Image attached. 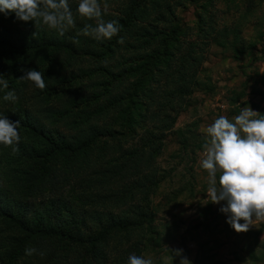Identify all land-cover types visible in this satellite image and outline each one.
<instances>
[{"label": "trees", "instance_id": "16d2710c", "mask_svg": "<svg viewBox=\"0 0 264 264\" xmlns=\"http://www.w3.org/2000/svg\"><path fill=\"white\" fill-rule=\"evenodd\" d=\"M112 1L100 0L102 8ZM185 1L118 0L103 19L118 20L120 32L103 42L80 33L95 21L77 18L61 37L0 15V74L18 97L0 100V113L20 122L21 137L0 145V264H127L130 254L157 250L158 158L177 102L200 82L199 40H189L193 27L176 13ZM78 2L71 0L73 10ZM249 7L242 19L254 14ZM196 16L201 32L219 44L232 33L237 46L239 24L217 28L210 15L204 27ZM21 69L42 72L46 87L18 79ZM190 135L203 149L206 136ZM257 246L258 253L250 245L253 261L264 259V240ZM28 247L37 253L26 256Z\"/></svg>", "mask_w": 264, "mask_h": 264}, {"label": "rangeland", "instance_id": "374dc122", "mask_svg": "<svg viewBox=\"0 0 264 264\" xmlns=\"http://www.w3.org/2000/svg\"><path fill=\"white\" fill-rule=\"evenodd\" d=\"M118 0L109 3L112 9ZM252 9L242 19L246 8ZM203 14L204 27L207 19L214 16L217 28L241 27L240 41L231 45L234 37L215 40L214 34L199 30L196 13ZM179 19L191 25L189 40H199L196 53L202 55L199 64V83L182 101L173 130L165 138V146L158 158L162 170L161 181L152 207L155 211V226L161 240L155 251L146 253L153 264L160 259L162 264H180L187 258L191 264H264V259L250 257V245L258 253V241L264 240V229L253 221L247 232L236 233L225 222L226 217L218 211L220 205L206 199L207 173L200 168L203 149L194 147L190 131L205 135V130L217 117L232 119L242 107L259 112L264 107V0H211L204 6L202 1L191 2L176 8ZM188 43V42H187ZM186 43V45H187ZM189 49L185 47L184 50ZM183 130L186 136L182 142ZM181 250V256L172 252Z\"/></svg>", "mask_w": 264, "mask_h": 264}, {"label": "clouds", "instance_id": "9594fccd", "mask_svg": "<svg viewBox=\"0 0 264 264\" xmlns=\"http://www.w3.org/2000/svg\"><path fill=\"white\" fill-rule=\"evenodd\" d=\"M106 7L100 0H79L75 10L71 0H0V15L14 16L16 21L32 22L63 37L75 28L77 18L95 21L87 23L80 33L98 42L110 40L120 32L118 20L103 19ZM18 79L30 81L44 89V74L35 69H21ZM0 100L15 102L18 97L0 74ZM19 121H10L0 113V145L12 146L20 142ZM206 141L199 161L207 173L206 199L219 204L218 211L225 215L226 223L236 233L247 232L253 221H264V114L242 107L234 118L217 117L206 130ZM26 256L37 253L28 247ZM181 256V250L172 252ZM43 256L44 253L40 252ZM127 264H153L150 257L130 254ZM180 264H191L182 258Z\"/></svg>", "mask_w": 264, "mask_h": 264}]
</instances>
